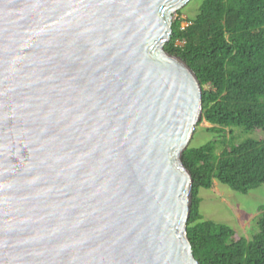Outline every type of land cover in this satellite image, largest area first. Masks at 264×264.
Returning <instances> with one entry per match:
<instances>
[{"label": "water", "instance_id": "95a60500", "mask_svg": "<svg viewBox=\"0 0 264 264\" xmlns=\"http://www.w3.org/2000/svg\"><path fill=\"white\" fill-rule=\"evenodd\" d=\"M190 1L0 0V264H200Z\"/></svg>", "mask_w": 264, "mask_h": 264}, {"label": "trees", "instance_id": "16d2710c", "mask_svg": "<svg viewBox=\"0 0 264 264\" xmlns=\"http://www.w3.org/2000/svg\"><path fill=\"white\" fill-rule=\"evenodd\" d=\"M187 26L183 27L184 22ZM165 50L195 72L202 87V120L209 131L240 128L264 133V0H202L198 14L173 21ZM217 140L188 147L183 163L193 179L188 237L200 264H264V206L252 239L204 221L201 189L214 181L246 194L264 184V141L218 152Z\"/></svg>", "mask_w": 264, "mask_h": 264}, {"label": "rangeland", "instance_id": "374dc122", "mask_svg": "<svg viewBox=\"0 0 264 264\" xmlns=\"http://www.w3.org/2000/svg\"><path fill=\"white\" fill-rule=\"evenodd\" d=\"M202 0H192L176 15L184 20L193 19L199 11ZM185 21L183 27H186ZM212 125L202 120L194 133L190 147L199 148L207 143L217 140L220 144L217 149L233 147L248 141H264V133L260 131L248 132L240 128L225 129L221 133L209 131ZM221 150V151H220ZM216 185L212 189H201L199 197L200 214L204 221L225 225L234 230L239 236L252 239L259 230V220L264 206V184L246 194L236 192L227 185L214 181Z\"/></svg>", "mask_w": 264, "mask_h": 264}, {"label": "crops", "instance_id": "0c3cea01", "mask_svg": "<svg viewBox=\"0 0 264 264\" xmlns=\"http://www.w3.org/2000/svg\"><path fill=\"white\" fill-rule=\"evenodd\" d=\"M214 185H216V183H215V182H214ZM214 185H213V187H212V188H214ZM212 188H211V189H212Z\"/></svg>", "mask_w": 264, "mask_h": 264}, {"label": "built area", "instance_id": "2783aa9c", "mask_svg": "<svg viewBox=\"0 0 264 264\" xmlns=\"http://www.w3.org/2000/svg\"><path fill=\"white\" fill-rule=\"evenodd\" d=\"M187 25H188V24H187ZM187 25H186V26H187ZM184 27H185V26H184Z\"/></svg>", "mask_w": 264, "mask_h": 264}]
</instances>
